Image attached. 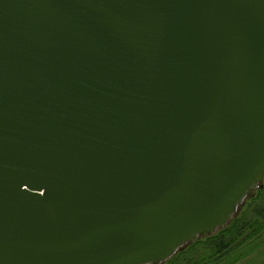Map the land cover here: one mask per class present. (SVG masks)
Listing matches in <instances>:
<instances>
[{"label": "water", "instance_id": "95a60500", "mask_svg": "<svg viewBox=\"0 0 264 264\" xmlns=\"http://www.w3.org/2000/svg\"><path fill=\"white\" fill-rule=\"evenodd\" d=\"M264 185V0H0V264H165Z\"/></svg>", "mask_w": 264, "mask_h": 264}, {"label": "trees", "instance_id": "16d2710c", "mask_svg": "<svg viewBox=\"0 0 264 264\" xmlns=\"http://www.w3.org/2000/svg\"><path fill=\"white\" fill-rule=\"evenodd\" d=\"M264 185L227 227L198 240L165 264H236L264 246Z\"/></svg>", "mask_w": 264, "mask_h": 264}, {"label": "rangeland", "instance_id": "374dc122", "mask_svg": "<svg viewBox=\"0 0 264 264\" xmlns=\"http://www.w3.org/2000/svg\"><path fill=\"white\" fill-rule=\"evenodd\" d=\"M262 201H264V198ZM236 264H264V246Z\"/></svg>", "mask_w": 264, "mask_h": 264}]
</instances>
